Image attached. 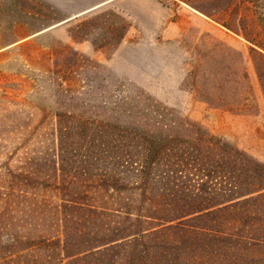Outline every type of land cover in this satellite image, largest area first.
Instances as JSON below:
<instances>
[{"label": "trees", "instance_id": "trees-1", "mask_svg": "<svg viewBox=\"0 0 264 264\" xmlns=\"http://www.w3.org/2000/svg\"><path fill=\"white\" fill-rule=\"evenodd\" d=\"M192 1L250 45L264 89V0ZM244 60L240 72L208 78L200 99L239 100L235 87H250ZM57 87L62 97L67 89ZM9 91L0 97V233L8 239L0 255L46 249L65 264H264V164L142 95L115 103L107 120L59 113L52 138L33 141L23 110L3 106L15 103ZM39 191L57 195L58 217L48 204L44 214L25 205ZM41 216L58 222L61 238L39 236L55 228Z\"/></svg>", "mask_w": 264, "mask_h": 264}, {"label": "rangeland", "instance_id": "rangeland-1", "mask_svg": "<svg viewBox=\"0 0 264 264\" xmlns=\"http://www.w3.org/2000/svg\"><path fill=\"white\" fill-rule=\"evenodd\" d=\"M192 2L0 0V97L6 86L15 90L9 91L15 103H5L4 108L23 110L19 118L32 127L31 139L46 142L59 113L107 120L115 103L142 95L181 112L264 164V89L250 45L197 11ZM99 4L103 6L96 11L60 25ZM242 54L250 87H235L243 92L236 101L203 102L197 88L211 77L221 81L228 67L240 72ZM61 82L67 89L62 97L57 87ZM6 164L0 156V168ZM60 203L52 191H39L37 197L25 200V205L39 207L41 214L48 204L56 217ZM41 217V224L52 222ZM15 223L31 237L27 224L19 218ZM52 223L55 228L41 229L39 236L61 238L58 222ZM7 245L1 232L0 250H8ZM4 252L0 264H65L58 250L55 254L46 249Z\"/></svg>", "mask_w": 264, "mask_h": 264}, {"label": "water", "instance_id": "water-1", "mask_svg": "<svg viewBox=\"0 0 264 264\" xmlns=\"http://www.w3.org/2000/svg\"><path fill=\"white\" fill-rule=\"evenodd\" d=\"M102 6H103L102 4H99V5L95 6V7H92V8H90V9L86 10V11H83V12L80 13L79 15L75 16L74 18H72V19H70V20H68V21H65V22L61 23L60 25H63V24H65V23H67V22H69V21H71V20H73V19H75V18H77V17H80V16H83V15H86V14L92 13V12L96 11L97 9L101 8ZM60 25H58V26H56V27H59ZM56 27L50 28L48 31H50V30H52V29H54V28H56Z\"/></svg>", "mask_w": 264, "mask_h": 264}]
</instances>
